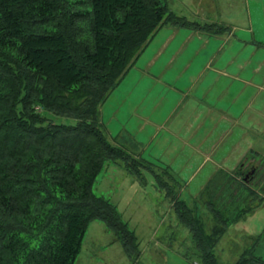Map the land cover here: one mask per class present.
I'll list each match as a JSON object with an SVG mask.
<instances>
[{
  "label": "trees",
  "instance_id": "trees-1",
  "mask_svg": "<svg viewBox=\"0 0 264 264\" xmlns=\"http://www.w3.org/2000/svg\"><path fill=\"white\" fill-rule=\"evenodd\" d=\"M167 1L0 0V264H75L96 220L119 236L129 257L140 254L136 232L94 184L107 161L141 181L145 169L154 170L109 140L100 107L163 24L203 28ZM258 171L240 173L242 180L223 173L225 184H215L217 176L204 187L220 190L205 203L210 232L186 200L171 198L202 264H225L215 248L252 210L244 207L258 195L250 186ZM248 252L234 264H264Z\"/></svg>",
  "mask_w": 264,
  "mask_h": 264
},
{
  "label": "crops",
  "instance_id": "crops-1",
  "mask_svg": "<svg viewBox=\"0 0 264 264\" xmlns=\"http://www.w3.org/2000/svg\"><path fill=\"white\" fill-rule=\"evenodd\" d=\"M234 19L235 25L229 30H224V33L213 34V31H208L206 35L219 36L226 43L232 38L240 39L242 44L250 43L244 37L239 38L237 33L238 29L242 27L241 30L252 33V37H255L251 26L252 16L248 18L237 15ZM236 23H240L242 26ZM162 26L167 29L158 31ZM162 26L155 32L156 35H159L160 40L157 43L154 57L148 61V64L159 63L161 65H139L137 68L141 72L139 83H145L149 91L155 92L153 103L147 108L150 111L147 112L144 108L141 111L137 109L131 112L130 117L135 116L138 122L130 127L123 124L119 118V111H125L123 108L126 105L124 104L115 110L114 118H112L113 121L119 122L115 126L117 129L119 124L122 126L118 130H112L110 126H107L110 130L106 128V133L109 140L115 145L124 148L137 158L147 160L146 163L153 168L154 173H160L155 169L158 166L146 157L160 162L159 158H155L152 154L149 155L150 149L155 143L156 150L163 148L165 152L171 148L170 161L165 164L167 169H171L170 165L195 166V170L191 172L189 178L183 179L182 182L178 181L173 174L170 175L174 182L182 184L178 196L191 198L196 203V198L201 190L219 176L217 175L219 173L234 177L238 175V180H242V176L239 179L240 173L243 174L248 169H250V174H253L256 169H259L260 173L264 171V40L257 41L253 38V41L259 45L252 47L249 54L236 58L239 60L238 63L236 60L234 61L235 58L230 57L228 62L233 65H214L219 60H216L217 57L209 60L205 58L204 61L197 58L191 59L192 53L189 55L187 52L182 54L185 57L181 64L169 65L168 63L175 61L172 49L169 58H163V55L167 53L174 41L180 40L183 45L188 44L191 47H196L195 36H199L201 39H206V37L201 29L193 30L176 25L168 27L167 24ZM151 43L150 39L144 51ZM233 50L236 53V48ZM256 55L258 58L254 61ZM244 62L248 65H244ZM132 67L133 65L130 68ZM127 72L123 77H126ZM123 77L118 86L122 83ZM165 93L168 98L171 97L173 102L163 103ZM130 95L132 96L131 93ZM127 101L124 99V103ZM137 105L139 102H136ZM101 121L105 126L102 118ZM163 132L169 133L173 137L166 141L168 142L166 146L157 141ZM145 134L150 135V138ZM207 166L211 167V170L206 171L199 185L193 188L191 184L205 171ZM119 168L127 174L124 168L120 166ZM167 177L170 180V177ZM115 187L117 192L119 185ZM148 193L150 192H143V197L147 198ZM221 195H224L223 191H221ZM173 197L175 196L173 195ZM135 201L137 200L132 201L130 206ZM114 203L117 206V203ZM196 208L199 209L197 205ZM252 211L247 214L251 215V221L254 222L255 217L258 216L256 215L257 211L254 210L255 213ZM206 212L210 213L208 208ZM229 229L235 232L241 231L244 239H251L252 244L249 249H253L258 256L263 257L259 253L260 250L257 249L260 242L256 240L262 239L264 236V223L257 222L253 226L244 220L235 222ZM230 233L225 234V240L228 239L227 236ZM236 237H239V241L242 238L237 233ZM154 241L155 246L161 244L160 240L151 237L148 243L150 246L144 245L141 254L131 263L125 259L126 264H166L167 255L151 246ZM236 245H240V243ZM99 251L103 257H106L102 254L104 251L101 248ZM222 260H226V258L222 257Z\"/></svg>",
  "mask_w": 264,
  "mask_h": 264
},
{
  "label": "rangeland",
  "instance_id": "rangeland-1",
  "mask_svg": "<svg viewBox=\"0 0 264 264\" xmlns=\"http://www.w3.org/2000/svg\"><path fill=\"white\" fill-rule=\"evenodd\" d=\"M167 2L171 11L177 15L186 16L188 21L201 24L203 28L193 30L201 29V32L204 33L206 37V39H201L199 36H195L196 47H191L188 44L183 45L180 40L174 41L172 44L173 46L171 45L172 48L170 47L167 53L163 55V58H169L172 49L175 61L168 63L169 65L181 64L183 57H185L182 56L184 52L189 53V55L192 53V57L190 55L191 59L197 58L200 59V61H204L205 58L209 60L213 57H217L216 60H219L216 61L214 65H233L228 62L230 57L235 58V61L236 58L249 54L252 47H257L259 45L253 41V38L257 41L261 39L264 40V0H168ZM237 15H242L243 17L247 16L248 18L252 16L251 26L252 31L255 33V37H252V33L250 34L241 30L242 27L238 29L237 33L239 38L244 37L249 40L250 43L242 44L241 40L238 38H232V40L226 43L224 39L219 36L206 35L208 31H213V34H219L224 33V30H229L230 27L232 28V26L235 25L234 18ZM210 24H215L214 26L218 28V32L215 33V30H211L208 26ZM236 24L242 26L240 23ZM167 25L170 27L173 24L167 23ZM166 29L167 28L162 26L158 31H165ZM151 40L152 43L149 44L145 51L143 50V52H141L140 58L138 57L134 62L133 67L129 69L126 77H123L122 83L113 90L110 96H108L101 105L100 113L103 123L105 124V130L107 126H110L112 130H118L122 126V124H119L117 129L115 126L119 122L116 120L113 121L112 118H114L115 110L124 104L126 105L123 108L125 111H119V118L123 124H127V126L130 127L138 122L135 116L132 115L130 117L131 112L137 109L141 111L144 108L145 111H150L147 110V108L153 103L155 92L149 91L145 83H139L141 72L137 70V68L139 65H161L159 63L148 64V61L154 57L156 52L157 43L160 40L159 35H153ZM233 48H236V53ZM205 52L206 54H204ZM256 58H258V55L254 56V61ZM236 62L238 63L239 60H236ZM244 65L248 64L244 62ZM165 94L163 103L173 102L171 97L168 98L167 93ZM124 99L128 100L127 103H124ZM133 101L139 102V105L136 106V102L134 103ZM172 105L173 103L171 106ZM47 115L59 123H76V120L70 117L56 116L51 113H47ZM108 129L109 128H107V130ZM145 135L150 138V135ZM171 138H173L172 135L163 132L157 141L166 146L168 143L166 141L171 140ZM155 147L156 143L151 147L149 155L152 154L155 158H159L160 162L152 160L148 156L146 158L157 164L158 167L155 169L160 171V179H162V181L168 182L171 180L168 182L171 186L170 189L166 186L163 187L161 183H159L155 173L151 172L152 170L150 169L144 170L143 180L141 181L131 175L123 166H120L121 164L115 163L114 161H107L104 168L97 176L94 184V191L97 195H104L117 203V208L122 218L128 222L129 227L137 234L138 242L140 243V254L144 245L150 246L148 244L149 239L155 237V239L160 240L161 244L155 246L154 241L151 246L157 248L160 253L167 255L165 258L166 264H202L200 254L192 239L191 231L180 221L175 207L173 206L174 199H171L173 195L179 197L178 195L179 192H181L182 184L174 182L170 174H173L178 181L182 182L183 179L189 178L191 172L195 170V166L170 165L172 170L169 168L167 169L165 164L170 161L169 156L171 154V148L168 147L169 150L164 152L163 148H161V150H156ZM119 166L124 168L127 174L123 173ZM208 170H211V167L207 166L205 171L196 178L191 184L193 188L199 185L204 174ZM261 173L258 171L257 177L253 179L250 185L254 191H257L258 195L249 199L250 206L247 207L248 204H245L246 207H244V209L253 207L252 210L254 209L257 211L256 215L258 217H255L254 222H252L250 218L251 215L246 213L238 222L246 220L253 226L257 222L264 223V171ZM217 175H219V177L215 181V184H225L227 181L225 175L222 173ZM167 176L170 177V180ZM235 178L238 180V175ZM239 179H241V175ZM116 185H119L117 188L118 194L115 190ZM217 186L213 183L211 187L208 188V191L202 189L201 193L196 198V203H194L191 198L185 196L179 197L186 200L187 203L189 202L190 207L195 213L197 212L196 215L201 218V222L205 224L209 232L214 225V219L211 218L212 215L210 213L206 212L207 208L205 203L210 197L219 196L220 190L218 192L215 191ZM171 189H173V195L172 193L170 195ZM146 191L150 193H148L147 198H144L143 192ZM243 194H246L245 190H243ZM134 200L137 201L133 202L132 206H130V203ZM196 205L199 209L196 208ZM229 232L231 233L227 236L228 239L225 240L226 238L224 236ZM236 233L242 237L240 241L239 237H236ZM225 234L222 236V239H220V243L217 244L215 251L221 262L225 264H234L244 252H248L252 240L249 238L248 240L244 239L241 231L235 232L234 230L231 231L229 228ZM256 241L260 242L257 249L260 250L258 251L264 258V236L262 239L260 238ZM238 243H240V245H236ZM99 248L104 251L102 254L106 255V257H103L99 253ZM251 251H253V249H251ZM252 253L257 255L255 251ZM222 257L223 259L226 258V260H222ZM125 259L130 263L134 260L126 255L119 236L113 230L107 228L104 222L96 220L91 223L85 235L81 252L75 264H126Z\"/></svg>",
  "mask_w": 264,
  "mask_h": 264
}]
</instances>
